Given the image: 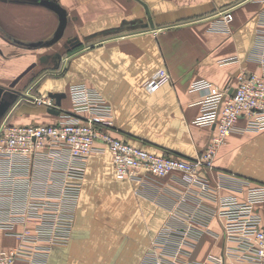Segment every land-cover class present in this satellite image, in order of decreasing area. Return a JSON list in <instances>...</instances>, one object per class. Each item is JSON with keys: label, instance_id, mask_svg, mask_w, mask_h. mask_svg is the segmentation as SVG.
<instances>
[{"label": "crops", "instance_id": "1", "mask_svg": "<svg viewBox=\"0 0 264 264\" xmlns=\"http://www.w3.org/2000/svg\"><path fill=\"white\" fill-rule=\"evenodd\" d=\"M51 1L66 13L56 40L58 14L41 0H0V127L63 120L73 109L71 88L81 86L109 106L114 136L193 158L215 132L194 122L210 88L195 84L232 93L240 71L260 69L253 56L264 30L258 0ZM224 12L233 15L229 28L220 22ZM161 68L170 80L148 90ZM53 93L64 94L58 114L34 102L55 103ZM247 121L238 120L213 169L200 172L208 186L188 184L177 171L118 180L110 153L96 142L76 198L59 203L53 196L63 193L65 146L0 159V250L21 246L14 264H232L214 213L218 200L243 202L247 187L264 186V131L245 130ZM255 211L264 227V199ZM196 228L205 231L191 235Z\"/></svg>", "mask_w": 264, "mask_h": 264}, {"label": "built area", "instance_id": "2", "mask_svg": "<svg viewBox=\"0 0 264 264\" xmlns=\"http://www.w3.org/2000/svg\"><path fill=\"white\" fill-rule=\"evenodd\" d=\"M258 1L264 2V0ZM232 18L231 12H224L220 22L225 28H229ZM253 56L260 64V69L250 72L240 71L237 74V85L232 93L228 88L211 86L205 81L195 84L198 88H210L200 100V113L194 122L200 126L212 127L215 132L206 147L193 158L155 153L114 136L111 131L109 106L90 90L75 86L71 88L73 109L66 113L63 120L53 124L2 125L0 159L31 158L44 148L65 146L68 150L69 165L66 169L63 193L53 196L59 200V203L68 198L73 200L76 198L83 177V161L96 149V142H100L110 153L114 175L118 180L134 179L140 174L164 177L177 171L188 184L208 186L200 172L213 169L218 149L226 143L241 117L248 118L245 130L264 131V30L258 35ZM169 80L168 71L161 68L145 86L148 90H154ZM34 102L47 108L57 107L50 97H37ZM84 111L94 112L95 115L83 116L81 112ZM245 194L243 202L232 197H220L218 208L214 213L221 219L222 234L228 241L227 256L230 262L264 264V227L255 211V204L264 199V186L247 187ZM49 204L54 207L57 201ZM68 229V226L63 228L59 236L61 240H66ZM196 229L195 232L189 230L191 235L193 233L194 236H199L205 231ZM26 237L20 236V239L25 241ZM23 254L24 249L21 246L0 250V264H14ZM181 254L186 256V253ZM169 264H206V262L175 258Z\"/></svg>", "mask_w": 264, "mask_h": 264}, {"label": "water", "instance_id": "3", "mask_svg": "<svg viewBox=\"0 0 264 264\" xmlns=\"http://www.w3.org/2000/svg\"><path fill=\"white\" fill-rule=\"evenodd\" d=\"M41 3L46 5L47 7L51 8L52 10H54L58 14L59 24L57 26V29H56V32H55L54 38H53V40H56L62 34V31H63L64 26L66 24V13H65V10L58 3H56L55 1L41 0ZM148 17L150 19L149 13H148ZM150 21H151V19H150ZM1 91L2 90L0 88V93H1ZM63 95L64 94H60V93L50 94L51 97L55 98V105L56 106H58L60 104V98ZM47 111L51 112V113H54V114H58L59 113V110L57 108H55V107L47 108Z\"/></svg>", "mask_w": 264, "mask_h": 264}]
</instances>
